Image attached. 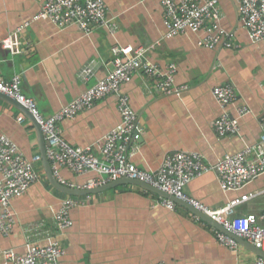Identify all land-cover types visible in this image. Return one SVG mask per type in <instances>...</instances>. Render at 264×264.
Returning a JSON list of instances; mask_svg holds the SVG:
<instances>
[{
  "label": "crops",
  "instance_id": "crops-1",
  "mask_svg": "<svg viewBox=\"0 0 264 264\" xmlns=\"http://www.w3.org/2000/svg\"><path fill=\"white\" fill-rule=\"evenodd\" d=\"M161 1L103 0L115 33L99 27L85 35L76 26L59 28L48 20L34 21L43 0H0V79L19 77L21 93L35 102L43 117H49L112 70L115 46L146 48L147 59L162 71L175 66L173 88L186 89L164 95L155 81L139 75L121 87L140 126L132 158L138 169L156 173L166 156L179 152L197 154L205 165L215 166L225 156L255 146L264 133V45L249 41L234 0L219 1V28L232 35V48L200 46L206 36L202 31L167 38ZM25 24L29 25L18 35L21 53L13 56L1 42ZM227 84L238 99L223 108L212 90ZM239 108L248 114L238 117ZM223 114L238 119L236 135L218 138L215 134L214 122ZM119 123L117 97L109 96L63 120L60 136L70 147H89L101 159V140ZM0 136L18 146L40 178L11 201L15 224L7 237L0 235V264H5L4 251L23 254L26 245L44 246L50 238L64 250L61 264H252L259 258L243 245L235 250L220 245L217 229L178 204L174 211L168 210L161 205L163 198L138 186L121 185L79 197L58 192L46 180L41 161H34L39 150L32 123L2 99ZM59 176L74 186L101 178L94 173L78 176L64 168ZM263 189L264 175L239 192H223L212 171L190 182L185 194L217 210ZM67 198L79 205L69 212L72 226L60 231L55 215ZM262 211L264 196L260 195L238 206L234 218ZM260 225L264 227V222Z\"/></svg>",
  "mask_w": 264,
  "mask_h": 264
},
{
  "label": "built area",
  "instance_id": "built-area-1",
  "mask_svg": "<svg viewBox=\"0 0 264 264\" xmlns=\"http://www.w3.org/2000/svg\"><path fill=\"white\" fill-rule=\"evenodd\" d=\"M219 1L162 0L166 37L202 31L206 36L199 43L200 46L210 49L217 46L232 48V35L219 28L221 20ZM234 2L249 41L255 45H264V0ZM35 20H48L59 28L76 26L85 35L91 34L99 27L106 28L111 34L115 33L114 25L106 19L103 0H43L39 13L34 17ZM28 25L17 28L2 40L1 46L11 55L21 53L18 35ZM112 51L115 55L112 70L78 98L49 117H43L35 102L21 93L19 77L15 76L9 81L0 79V95L20 104L38 124L46 144L45 155L53 177L60 185L79 191L93 190L121 179L140 182L188 205L220 225L225 232H216V239L220 245L230 250L237 249L238 243L229 236L232 235L264 253V227L260 225L264 222V211L259 215L234 218L238 206L256 196H264V189L261 192L242 195L217 210L209 209L185 194V188L190 182L212 171L217 173L218 184L223 192H239L264 175V133L255 146L246 148L238 154L225 156L215 166L205 165L197 154L179 152L166 156L156 173L138 169L132 163V158L140 141V126L129 98L121 94V87L134 75H139L155 81L156 89L164 95L179 93L186 88H173L175 66L169 65L162 71L147 59L148 49L115 46ZM212 95L223 108L233 105L238 99L229 84L215 87ZM109 96L117 97L120 123L101 140V159H98L89 147L73 148L67 145L60 136L59 124L65 119H73L79 112L90 110L97 102ZM247 114L245 108L238 109V117ZM23 119L24 117L20 118V121ZM238 127V119L227 114H223L213 125L218 138L236 135ZM250 156L253 160H249ZM34 161L40 162L41 159L37 156ZM61 168L78 176L94 173L101 178L90 180L83 186H74L60 178ZM39 179L35 165L25 159L18 146L8 137L0 136L1 236L7 237L15 224L10 208L11 201L22 197ZM77 205L78 202L71 198L61 202V207L55 215V222L60 231L72 226L69 212ZM161 205L170 211H174L176 207L169 199H164ZM63 255L64 250L59 242L51 238L47 239L44 246L26 245L23 254H17L12 250L2 253L5 264H61ZM252 264H264V259L259 257Z\"/></svg>",
  "mask_w": 264,
  "mask_h": 264
},
{
  "label": "water",
  "instance_id": "water-1",
  "mask_svg": "<svg viewBox=\"0 0 264 264\" xmlns=\"http://www.w3.org/2000/svg\"><path fill=\"white\" fill-rule=\"evenodd\" d=\"M0 99L5 100L6 102L12 104L15 108H17L19 111H21L24 116L32 123L34 129H35V134H36V138H37V146H38V150H39V156L41 159V166L44 172V176L46 178V180L48 181V183L50 184V186H52L55 190H57L58 192H61L62 194H65L67 196H74V197H79V196H87V195H96V194H100L102 192H105L109 189L121 186V185H134V186H138L140 188H143L144 190L159 196L163 199H169L171 201H173L175 204H178L180 206L185 207L188 211H190L192 214H194L195 216H197L200 220H202L203 222H206L207 224L211 225L212 227H214L215 229H217L219 232L225 233L223 228L212 222L211 220H209L207 217H205L204 215L196 212L195 210H193L191 207H189L186 204H183L179 201H177L176 199H174L173 197H169L166 194L160 192L159 190L153 189L149 186H146L140 182L137 181H131V180H126V179H121L115 182H111L108 183L102 187L93 189V190H86V191H79L76 189H70L67 187H64L62 185H60L57 180L53 177L52 172H51V167H50V163L48 162L46 155H45V142L42 138L40 129L38 124L36 123V121L33 119V117L27 112V110L25 108H23L20 104L16 103L15 101H12L2 95H0ZM227 235H229L227 233ZM230 237H232L238 244L245 246L246 248H248L249 250H254L257 254L258 257L263 258L264 259V253H262L259 250H256L255 248H253L251 245L247 244L245 241L238 239L232 235H229Z\"/></svg>",
  "mask_w": 264,
  "mask_h": 264
}]
</instances>
